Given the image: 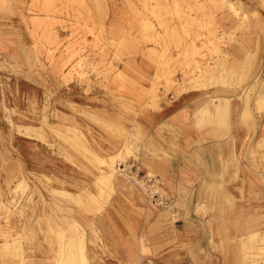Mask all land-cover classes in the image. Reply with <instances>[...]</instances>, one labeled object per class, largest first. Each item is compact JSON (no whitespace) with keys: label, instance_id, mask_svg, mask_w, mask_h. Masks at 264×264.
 I'll use <instances>...</instances> for the list:
<instances>
[{"label":"crops","instance_id":"crops-1","mask_svg":"<svg viewBox=\"0 0 264 264\" xmlns=\"http://www.w3.org/2000/svg\"><path fill=\"white\" fill-rule=\"evenodd\" d=\"M28 1L0 0V72L12 74L21 67L25 72L28 65L21 66L18 59L44 58L30 51ZM241 41L247 46L254 42L250 36ZM100 89L94 92V103L75 104L105 128L108 150L128 144L136 135L130 159L142 171L157 175L172 205L149 204L135 185L117 175L110 200L98 208L86 187L78 188L85 180L68 177V169L79 168L73 153L53 163L43 158L35 162L28 151L29 144L59 143L50 131L68 137L69 128L79 129L77 118L50 109L47 116L40 113V123L23 124L32 113L34 97L31 102L8 98L13 107L0 102V203L5 200L1 192L6 191L3 174L14 164L19 168L14 184L20 194L13 211L24 238L18 251L22 264H55L63 245L74 238L76 226L85 232L89 264H245L253 260L244 245L250 234H256L254 252L264 250V163L252 160L246 145L264 132V114L260 128H254L237 87L212 85L163 94L156 107L149 104L148 96L140 100L126 96V112L118 111L110 92ZM213 99L227 105L226 114L219 115ZM4 122L12 130H6ZM61 147L65 153V146ZM91 166L99 175V167Z\"/></svg>","mask_w":264,"mask_h":264},{"label":"rangeland","instance_id":"rangeland-1","mask_svg":"<svg viewBox=\"0 0 264 264\" xmlns=\"http://www.w3.org/2000/svg\"><path fill=\"white\" fill-rule=\"evenodd\" d=\"M28 2L26 28L33 41L30 51H38L44 58L33 62L30 58L22 60L28 57L18 59L21 66L25 62L28 65L25 72L23 67L12 74L0 72V102L6 103L12 97H17L18 101L29 98L28 102H31L34 97L32 113L23 124L40 123L37 121L40 113L47 116L50 109L53 113L65 111L78 119L80 140L91 151L79 145L73 133L67 137L52 131L62 143L39 147L29 144L28 151L32 152L31 158L35 162L43 158L53 163H60L64 161L62 155L67 157L73 153L79 168L68 169V177L85 180L83 184L79 181L82 185L78 188L85 186L84 190L90 192L88 196L98 208L110 200L113 191V185L105 186L101 181L109 170L106 160L119 151L122 153L118 164L122 170L117 175L135 185L149 204L164 208L171 206L173 201L162 192L157 175L142 171L141 165L130 159L135 154L136 135L127 139L128 144L108 150L110 139L105 128L75 104L94 103V92L100 86L101 91L110 92L109 96L122 112H126V96L139 100L142 95L148 96L149 104L156 107L163 94H180L212 85L234 86L241 91L246 102V116L251 119L252 126L260 128L264 114V0ZM246 36L254 40L253 46L241 41ZM204 70L211 73L205 74ZM55 82L68 87L57 88ZM213 100L219 115L226 114L227 105L221 99ZM7 103L14 106L13 100ZM4 128L12 130L5 122ZM26 130L29 129L26 127ZM115 139L122 140L120 137ZM61 145L65 146V153H62ZM246 145L251 159L264 163L263 130L259 136L250 138ZM91 164L99 167V175ZM18 173V166L11 164L3 174L6 191L1 192V200H5L0 203V224L4 228L0 233V261L5 264H22L20 254L5 241L6 238L9 241L16 238L21 244L24 241L18 233L19 217L13 211L15 199L20 194L14 184L18 181ZM161 195L169 199V204L162 203L158 198ZM7 198L11 199L9 203ZM79 230L84 235L85 252V232L80 227ZM254 238L250 242L244 240L246 251L253 260L264 264V250L254 252L256 236ZM73 240L72 237L68 241L72 247Z\"/></svg>","mask_w":264,"mask_h":264},{"label":"bare ground","instance_id":"bare-ground-1","mask_svg":"<svg viewBox=\"0 0 264 264\" xmlns=\"http://www.w3.org/2000/svg\"><path fill=\"white\" fill-rule=\"evenodd\" d=\"M233 6V5H232ZM203 72H205V74H210L211 71L210 70H204ZM205 77V76H204ZM209 81V80H208ZM199 82L198 85L201 84L200 80L197 81ZM210 82V81H209ZM214 81H212L211 83H213ZM206 85V83H205ZM210 85V84H209ZM204 86V85H203ZM264 97V96H263ZM259 100V99H258ZM264 100V98L262 99ZM260 102V101H259ZM27 129H29V127H27ZM69 131L71 133H73L74 137H75V141L79 144V145H83L82 141L80 140V136H79V132L77 129H73V128H69ZM77 138V139H76ZM85 147V150H89L91 151V149L89 147H87L85 144L83 145ZM122 151H119L117 154L115 155H111L109 156L108 160H106V165H108V169L107 173L105 175H103L102 178V184L105 186H109L111 187L113 185V179L116 177L117 173L121 172L122 169H120L119 167V162H118V158L121 155ZM94 154V153H93ZM95 155V154H94ZM151 197V196H150ZM96 199V198H95ZM97 201V200H96ZM53 230V229H52ZM250 232V231H249ZM60 234V233H59ZM58 234V236L60 237V235ZM74 245L72 247L71 243H67L63 245V250L61 251V256L60 258L57 260V262H55V264H88L87 262V258L84 252V235L83 233H81V231L79 230V226H76V228L74 229ZM64 235V234H63ZM254 236H256V234H250V236H246V239L250 242V240H252L254 238ZM255 239V238H254ZM246 240V241H247ZM6 243L7 245H11L14 248V251H19L20 246H21V242L18 241L16 238L14 240L9 241L6 238ZM253 241V240H252ZM247 242V243H249ZM246 243V242H245ZM62 244V243H61ZM245 245V244H244ZM59 246V245H58ZM65 247L66 250H65ZM62 248V247H61ZM61 250V249H60ZM248 252V251H247ZM21 255V253H19ZM59 257V255H58ZM57 258V257H56ZM253 258V256H252ZM255 258V257H254ZM263 263H264V256L262 257ZM245 264H259V260L254 259L251 262H246Z\"/></svg>","mask_w":264,"mask_h":264},{"label":"built area","instance_id":"built-area-1","mask_svg":"<svg viewBox=\"0 0 264 264\" xmlns=\"http://www.w3.org/2000/svg\"><path fill=\"white\" fill-rule=\"evenodd\" d=\"M125 169V168H124ZM152 179H154V177H152ZM158 198H160L162 200V203L164 204H169V199L166 197H163L162 195L161 196H158Z\"/></svg>","mask_w":264,"mask_h":264}]
</instances>
